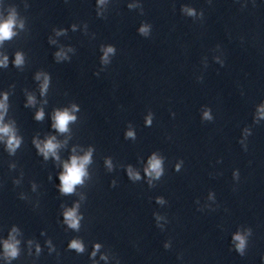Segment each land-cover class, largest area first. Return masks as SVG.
<instances>
[{
  "label": "clouds",
  "instance_id": "1",
  "mask_svg": "<svg viewBox=\"0 0 264 264\" xmlns=\"http://www.w3.org/2000/svg\"><path fill=\"white\" fill-rule=\"evenodd\" d=\"M98 4L103 5L106 0H97ZM128 7L134 8L137 5L129 4ZM181 11L189 16L195 18L197 16V12L195 9L191 7H183ZM141 12H143L141 6ZM201 17L203 13L199 14ZM19 27L20 29L24 28V22L22 20L18 21L16 10L13 8L10 10L8 16L5 19L0 20V44H3L6 40H11L15 35H17L16 29ZM73 30L75 31V25L72 26ZM151 25L144 22L138 29V32L141 36L147 37L150 34ZM64 30L61 29L57 32V35L63 34ZM55 43V41H50ZM69 51L72 49L69 48ZM103 56L101 57V63L107 65L110 63L109 56L115 55L116 48L112 45L107 47H102ZM55 58L59 61L62 58H66V54L63 50L55 53ZM24 64V56L21 52H17L15 54L14 65L17 68H20ZM8 66V57L4 56L3 59H0V67H7ZM98 75V73H97ZM43 76V82L40 85V93L41 95H45L48 87H49V80L50 77L45 73H37L36 79L39 80ZM8 94L4 93L3 99L0 100V139H4L6 143V148L10 154H14L16 149L20 147L22 142L21 137L16 135V130L11 123H4V116L7 113L8 108ZM36 103L35 97L31 94L28 95L27 98V106H32ZM79 108L77 105L73 104L71 109L65 108L63 110H55L52 116V127L58 131L59 133H67L69 131V124L76 120V116L73 114L78 111ZM44 118V111L41 108L35 114V119L37 121L43 120ZM258 118H264V106H262L258 113ZM203 120L211 121L213 117L211 115L210 110H205L203 112ZM146 124L151 126L152 124V115L150 114L146 118ZM245 134H249V130L245 129ZM125 139H136V134L134 131L131 130L129 126V130L125 133ZM33 144L35 145L38 153L43 156L45 160L49 159V157L54 158L55 160L59 161L60 157L58 155V149L62 147V144L56 140L55 136H49L45 140L41 141L39 139H34ZM75 152V149H73ZM92 152L93 149L89 148L87 152L84 153L82 156L72 155L70 157V161H66L63 163V171L59 174V191L61 194L68 195L73 194L76 190L78 185L82 186L85 182V179L88 177L87 166L92 162ZM105 164L108 169L111 171L112 163L111 159H106ZM183 161L181 160L179 163L176 164L175 170L179 172L181 170V165ZM164 158L154 152L150 158L148 159L147 166L144 168V173L148 177V185L149 187H154V181H159L161 177L164 175ZM128 177L132 181H139L141 179V175L139 172L132 169L131 166L127 169ZM233 176L235 178H239V172H234ZM112 185L115 186V181L112 182ZM81 199H84L82 196ZM156 203L163 205L165 200L162 196L156 197ZM79 203L74 204L71 208H66L63 212V222L67 225L69 229H72L76 232H79L81 227V220L84 218L82 214L79 213ZM157 226L162 228V225L159 223L163 216L158 213H154ZM16 229L13 228V232ZM252 235V229L248 228L244 232L237 231L231 237V243L234 247V250L239 253L241 256L245 254L247 245H248V238ZM50 246V251L54 250L51 246V241L48 242ZM19 241L15 239V236H10L9 240L4 242V253L6 258L15 259L19 255L18 249ZM165 248H169V244L164 245ZM68 249L75 250L77 254H81L85 251L84 244L79 239H72L68 244ZM100 245L96 244L94 246V250L91 253L92 257L96 256V253L99 251ZM40 248L37 246V252L39 253ZM101 259H107L106 256H101Z\"/></svg>",
  "mask_w": 264,
  "mask_h": 264
}]
</instances>
